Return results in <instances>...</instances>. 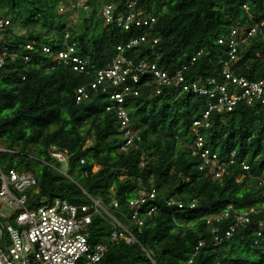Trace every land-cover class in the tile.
I'll return each mask as SVG.
<instances>
[{"label": "trees", "instance_id": "1", "mask_svg": "<svg viewBox=\"0 0 264 264\" xmlns=\"http://www.w3.org/2000/svg\"><path fill=\"white\" fill-rule=\"evenodd\" d=\"M127 1L0 0V18L12 22L0 38V51H7L0 67V146L14 151L0 154L2 169L35 176L38 206L56 198L86 203L83 189L107 203L117 198L125 207V200L135 195L138 178L158 188L159 211L136 234L145 251L137 245H111L103 264H264V231L258 235L256 219L219 246L204 221L230 204L239 210L264 208V192L257 185V177L264 175V112L259 104L240 102L230 112L215 110L211 125L199 130L211 152L227 158L235 154L237 163L227 168L230 174L212 180L199 171V158L192 156L190 147L196 138L192 123L207 109L206 97L172 88L154 95L153 85L143 87L139 97H128L125 103L142 138L140 150L121 153L120 125L106 110L104 95L90 90V99L76 103V89L93 77L58 65L42 51L44 46L60 49L69 29L77 53L106 67L118 45L148 34L158 43L152 48L150 40L131 48L126 52L130 59L151 61L159 56L160 66L172 73L203 50L184 74L186 81L215 80L232 91L220 63L228 58V48L218 40L228 38L232 29L250 28V20L264 18V0H139L144 12L159 15L153 27L125 31L106 25L101 7L112 2L119 14L125 13ZM71 14L74 21L68 26ZM100 24L104 27L95 37ZM230 68L234 76L249 82L264 81V36L258 33L240 44ZM52 146L70 154L69 169H79L80 180L68 175L77 184L49 166L59 168L49 154ZM143 156L145 168L140 167ZM240 162L250 171H244ZM171 197L183 202L196 199L198 205L167 207L165 200ZM91 230L93 243L105 241L111 232L99 219H94ZM199 242L204 245L196 253Z\"/></svg>", "mask_w": 264, "mask_h": 264}, {"label": "built area", "instance_id": "2", "mask_svg": "<svg viewBox=\"0 0 264 264\" xmlns=\"http://www.w3.org/2000/svg\"><path fill=\"white\" fill-rule=\"evenodd\" d=\"M80 3H77L79 6ZM65 11L61 8L60 10ZM101 15L106 25L115 24L116 27L129 31L133 27H153L159 15L144 12L139 6V0H128L126 12L118 13L114 3H107L101 7ZM252 26L245 30L232 29L228 38H220L219 43L225 44L228 58L222 59L223 74L233 84L229 91L227 84H218L215 80L187 82L184 74L190 69L200 50L192 57L189 64L170 73L155 60H140L135 62L126 52L133 47L152 41V48L158 43V38H149L142 34L132 38L124 45L116 47V53L106 67H99L91 60L77 53L76 43L71 41V31L68 29L60 49L44 46L43 54L58 63L70 67L72 71L81 76H92L93 80L80 86L75 91L76 103L80 104L91 98L90 90L100 92L108 102L106 110L113 112L119 122V138L121 144L119 152L129 153L140 150L142 141L139 131L132 126L130 113L125 107L128 97H139L143 87H152L153 94L160 95L165 88H172L179 93L195 94L206 97L207 109L202 117L192 123L194 142L190 145L192 156L199 158L198 169L212 180H220L225 174H230L228 167L237 163L235 154L228 158L220 157L211 152L204 144L199 130L208 128L210 116L213 111L230 112L240 103L249 106L259 104L264 112V81L249 82L246 78L233 75L230 64L235 60L239 45L246 43L252 36L260 33L264 36V18L250 20ZM11 21L0 18V38L8 30ZM14 31L13 34H16ZM150 41V42H151ZM32 49V45H27ZM6 50L0 51V67L4 65ZM27 59V58H26ZM53 66L46 67L49 72ZM209 85V86H208ZM14 153V151L0 146V154ZM50 156L57 162L68 164L70 154L57 146L49 150ZM85 160H81L84 163ZM244 171H249L245 162H240ZM59 173L76 183L66 172L49 165ZM147 160L141 157L140 167L145 168ZM125 176H121L124 179ZM77 184V183H76ZM257 184L264 191V176L257 178ZM38 182L35 176L24 170L11 169L4 171L0 162V264H103L104 257L111 245L126 244L137 245L144 250L136 234H141L145 221L159 210L157 205L159 191L147 185L142 178L137 180V190L133 198L125 200L122 207L117 198L109 203L95 198L82 190L86 203L75 204L67 200L56 198L41 205L34 203V196L38 194ZM166 206L183 209L194 208L196 201L188 203L176 202L174 198L166 201ZM94 219L106 223L111 229L108 238L103 242L93 243L91 226ZM256 219L259 234L264 231V209L251 208L238 210L229 205L219 213L205 218L209 232L212 234L215 246L230 240L237 229L247 226ZM204 245L199 242L196 253ZM145 251V250H144ZM149 255V254H148ZM151 258V256L149 255ZM192 263V260L189 261Z\"/></svg>", "mask_w": 264, "mask_h": 264}, {"label": "rangeland", "instance_id": "3", "mask_svg": "<svg viewBox=\"0 0 264 264\" xmlns=\"http://www.w3.org/2000/svg\"><path fill=\"white\" fill-rule=\"evenodd\" d=\"M73 15V16H72ZM72 17V19H71ZM74 19V14H71V16L67 17V25H70L72 20ZM101 27H104V25L100 24L99 27H97L96 32H95V37H98V32ZM37 158V157H36ZM59 163V169L62 172H66L67 174H70L74 179L80 180V175H79V169L76 170H70L69 165L66 162H57ZM183 215H187L186 213H182Z\"/></svg>", "mask_w": 264, "mask_h": 264}, {"label": "clouds", "instance_id": "4", "mask_svg": "<svg viewBox=\"0 0 264 264\" xmlns=\"http://www.w3.org/2000/svg\"><path fill=\"white\" fill-rule=\"evenodd\" d=\"M73 21H74V19H73ZM137 130V129H136ZM139 134H140V132H139ZM69 162V161H68ZM59 169V168H58ZM249 171H250V169H249ZM248 172V171H247ZM264 176V175H263ZM260 177V176H259ZM258 178V177H257ZM258 185V184H257ZM150 186H152V185H150ZM153 187H155V186H153ZM259 187V186H258ZM156 188V187H155ZM260 188V187H259ZM158 189V188H157ZM262 189V188H261ZM263 190V189H262ZM159 191V190H158ZM264 192V191H263ZM159 197H160V194H159ZM159 197H158V201L156 202L157 203V205H158V202H159ZM171 198H174V197H171ZM175 200H176V202H183V201H179V200H177L176 198H174ZM193 200H195L196 201V206L194 207V208H196L197 207V205H198V201L196 200V199H193ZM193 200H189V201H187V202H184V203H188V202H191V201H193ZM166 201V200H165ZM165 205H166V202H165ZM230 205H233V204H230ZM159 206V205H158ZM229 206V205H228ZM168 207V206H167ZM173 207H177L178 208V206L177 205H175V206H173ZM187 208H189V207H187ZM193 208V209H194ZM227 208V207H226ZM225 208V209H226ZM236 208V207H235ZM178 209H180V208H178ZM183 209H185V208H183ZM189 209H192V208H189ZM224 209V210H225ZM256 209H258V208H256ZM261 210L262 209H264V208H260ZM224 210H222V211H224ZM239 210V209H238ZM244 210H247V209H244ZM159 211V210H158ZM222 211H220V212H222ZM156 213V212H155ZM217 213H219V212H217ZM154 214V213H153ZM215 214V213H214ZM209 215H212V214H209ZM209 215H207V216H209ZM207 216H205L204 217V221H205V218L207 217ZM151 217V216H150ZM206 223V222H205ZM242 227H244V226H242ZM240 228V227H239ZM238 228V229H239ZM237 229V230H238ZM237 232V231H236ZM235 235V234H234ZM204 243V242H203ZM133 246V245H132Z\"/></svg>", "mask_w": 264, "mask_h": 264}, {"label": "crops", "instance_id": "5", "mask_svg": "<svg viewBox=\"0 0 264 264\" xmlns=\"http://www.w3.org/2000/svg\"><path fill=\"white\" fill-rule=\"evenodd\" d=\"M71 19H72V17H71ZM73 21V20H72ZM71 24V23H70ZM69 26V25H68Z\"/></svg>", "mask_w": 264, "mask_h": 264}]
</instances>
